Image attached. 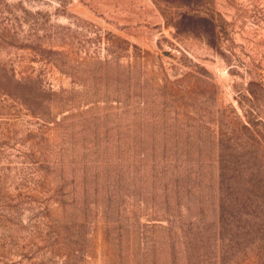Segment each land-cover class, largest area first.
Instances as JSON below:
<instances>
[{"label":"rangeland","instance_id":"rangeland-1","mask_svg":"<svg viewBox=\"0 0 264 264\" xmlns=\"http://www.w3.org/2000/svg\"><path fill=\"white\" fill-rule=\"evenodd\" d=\"M0 264H264V0H0Z\"/></svg>","mask_w":264,"mask_h":264}]
</instances>
